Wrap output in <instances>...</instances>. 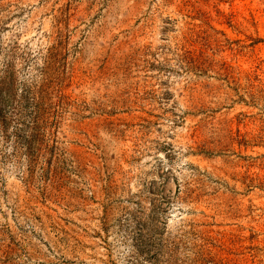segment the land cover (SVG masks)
Masks as SVG:
<instances>
[{
	"label": "rangeland",
	"instance_id": "374dc122",
	"mask_svg": "<svg viewBox=\"0 0 264 264\" xmlns=\"http://www.w3.org/2000/svg\"><path fill=\"white\" fill-rule=\"evenodd\" d=\"M0 264H264V0H0Z\"/></svg>",
	"mask_w": 264,
	"mask_h": 264
}]
</instances>
